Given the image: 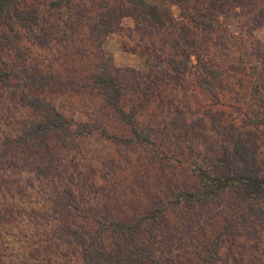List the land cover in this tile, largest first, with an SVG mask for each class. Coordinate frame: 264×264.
Segmentation results:
<instances>
[{
    "label": "rangeland",
    "instance_id": "374dc122",
    "mask_svg": "<svg viewBox=\"0 0 264 264\" xmlns=\"http://www.w3.org/2000/svg\"><path fill=\"white\" fill-rule=\"evenodd\" d=\"M251 1V8L247 5L243 11L242 22L251 21L256 15L259 20L251 31L248 28L241 34L247 29L245 25L235 30L244 37L240 56L248 65L257 59V54L264 55V0ZM209 3L212 15L204 18L216 22V6ZM235 3L238 0H228L221 7H233ZM165 5L172 9L176 21L182 19L176 0L161 1V6ZM77 6L84 9V5ZM256 11L259 12L254 14ZM219 19L225 21L223 16ZM170 29L159 36L153 27L125 16L110 31L103 27L93 31L95 37L90 42L93 47L78 42V48L74 46L75 50L67 53L65 48H71V37L66 38L68 46L62 45L58 52L67 53L74 60L65 59L60 66L53 41L41 46L37 39L31 41V33L26 31L22 41L9 49L3 38L11 33L4 26L0 28V67L2 71L12 69L11 74L17 76H0V264H114V255L107 257L108 253L102 260L89 259L86 250L101 244L108 251L119 247L126 253L132 252L131 257L144 260V264H183L181 246L190 239H198L205 250L214 241L215 251L220 253L215 264H264V196L259 199L248 196L243 186L226 184L220 197L201 202L183 198L175 206L177 214L165 212L172 230L171 240L167 236L160 240L165 226L150 230L151 224L143 219L145 214L134 208L145 202L152 209L165 191H176L179 186L187 191L198 189L197 180L188 176L192 169L190 158L177 160L175 169L170 162L175 161L171 151L178 146L179 157L185 152H195L200 145L197 140L200 131L213 132L210 123L213 112L221 114L226 125L236 124L257 139L256 168L258 176L264 177V126L249 121L254 118L246 116V109L240 114L232 106L238 104L235 97L242 98V104L247 105L251 97L250 84H243L235 70L227 72L238 51L228 52L231 60L219 66L223 73L216 66V94L208 88L193 92L189 84L178 86L173 80L175 75L170 77L174 72L169 62L176 35ZM56 33L52 35L55 41L60 37ZM86 37L82 34L79 40ZM99 42L101 45H97ZM251 42L260 45L252 49L253 57L249 55ZM99 47L104 51L101 56ZM109 55L114 73L121 79L126 77V85H133L125 106L136 112L145 126L153 125L150 140L153 148L142 146L135 139L126 142L131 133L129 126L106 104L101 90L89 85L91 74ZM191 64H198L195 55ZM158 66L163 70L157 71ZM130 69L148 75L147 80L159 88L160 95L155 96L157 88H148L143 77L134 78ZM42 74H48L50 79L47 85L38 86L33 81ZM167 77L171 82H165ZM32 95L52 101L73 123L75 136L66 135L62 128L45 135L46 111L32 105ZM198 116L201 121L195 120ZM43 124L44 129L40 130ZM164 143L172 150L164 149ZM99 204L109 217L125 209L123 212L130 216L127 220L130 229L120 230L111 223L113 219L105 222L108 226L88 220L86 212L95 210ZM153 235L157 240L148 243ZM164 241V248L174 247L175 258L166 259L167 255L160 254L159 245ZM166 242H170L168 246ZM137 250L139 254L133 257V251Z\"/></svg>",
    "mask_w": 264,
    "mask_h": 264
},
{
    "label": "trees",
    "instance_id": "16d2710c",
    "mask_svg": "<svg viewBox=\"0 0 264 264\" xmlns=\"http://www.w3.org/2000/svg\"><path fill=\"white\" fill-rule=\"evenodd\" d=\"M158 1L106 0L101 3L99 1L96 2V0H0V28L4 26L12 34H8V37L5 36L3 38L7 41L4 46L13 49L12 46H15L16 42L21 40L26 31H30L31 41L34 42L37 39L41 46L51 44L53 41L57 52L62 48V45L68 46L65 43L67 41L65 39L71 37V48L65 49H67V53L73 52L75 50L74 46L78 48V42H81L83 45L89 44V47H93L94 44L90 45L91 38L95 37L92 35L93 31H97L102 27L110 31L125 16H133L135 19L141 21L142 24L153 27L157 30L159 36L171 27L170 33H176L173 43L174 51L171 54L169 62L174 72H171L167 67L165 68L171 72L170 77L175 75L173 79L174 83L178 86H181V83L185 85L189 84V86L193 87V92H201V88H208L212 94H216L215 81L218 77L216 76L218 73L216 72V66L220 69L222 62L231 60L228 52L238 51L235 54V60L230 63L232 68L227 72L234 73L235 70L234 74L238 76L243 84H250L251 91L249 94L251 97L247 99L249 105L246 103L242 104V98L235 97L238 104H235L237 106L232 104V106L240 114L243 109H246V116L252 115V118H254L251 119L249 117V121L252 120L251 122L264 126V55L257 54V59H254V62H256L252 61V65L244 64L240 56V52L244 49L241 45L244 37L235 31L238 30L236 28L244 25L247 29H244L242 32L239 31L241 34L246 33L248 28L250 31L254 29V22L259 20L258 15L252 17L251 21L242 22L245 21L242 16L243 11H246L248 6L251 8L252 1L238 0V3L233 4V7L229 5L228 7H221V5L225 6L223 2H228V0H212L213 3H209L211 0H176L182 10V19L179 21L175 20L170 7L167 5L161 6V1L172 2L174 0ZM208 3L216 6L215 18H218L216 22H211V20L204 18L206 15H212ZM78 4L84 5V9L78 8ZM114 7L115 9H113ZM237 8H240V10ZM257 12L259 11H256L254 14ZM220 16H223L225 21L220 20ZM53 32H57L56 34L60 35L59 39L56 37L57 43L53 40ZM82 34H85L87 37L79 40ZM51 37L52 40H50ZM97 45H101V42ZM258 46L260 45H255L253 42L250 43V56L253 57L251 51L253 48L255 50ZM97 51L100 56L104 53L102 47H99ZM67 53L63 54V51H61L60 53L58 52L57 57L53 55L60 66L64 64L65 59L74 60L73 58H69ZM179 55H183L184 57L180 58ZM192 55L196 56L198 64H191ZM62 58H64L63 61H61ZM103 60L106 61L103 64L101 63L88 79L90 80L89 85L92 84V87L98 88L99 91L101 90L104 98L106 96V104L112 107L116 116L129 126L131 133L126 137V142L127 139L128 141L135 139L140 145L146 144V147L153 148L150 141L152 139L153 125L148 124L145 126L137 118L136 112L127 109L124 103H129L127 100H129L131 93H133V91H130L133 85H126V77L121 79L114 73L110 55L107 59ZM260 66L261 72H259ZM156 68H158L157 71L163 70L162 66ZM194 69L197 70L193 72ZM12 71V69L2 71L0 67V76L3 75L7 78L10 75V78H17L15 74H11ZM130 71L134 74V78H137V76L143 77V81L148 88H157L152 82L147 80L146 77L148 75L145 73H140L135 69H130ZM223 71L220 69L221 73ZM170 77H167L165 82H171ZM185 77L189 81L185 80ZM149 78L153 79L152 77ZM48 79H50L48 74H42L39 79L34 78L33 82L37 83L38 86H45L48 83ZM170 87L171 91L174 92L175 90L172 86ZM139 88L142 87L139 86ZM159 95V88H157L155 96ZM32 96V105L46 111L43 115L45 117L43 123H47L46 128L44 129L45 124L39 127L40 130L44 129L45 135L49 134V132H57L59 131L58 129L62 128L66 135L70 136L72 134V136H75V133L71 129L73 123L66 119L53 105L52 101L48 100L45 96ZM217 105L220 106V101L217 102ZM218 115L220 116L219 119ZM195 120L201 121L202 119L198 116ZM210 123L213 132L205 129L200 131L199 137H197V140H199L198 144L200 145L199 147H195V152L191 151L188 154L185 152L183 157H179L176 152L178 146L172 150L164 143V149L172 150L171 155L175 161L170 160V162H173L175 169L177 160L188 161L190 158L192 169L188 176L193 177L195 182L197 180L198 189L187 191L184 187L179 186L181 189L178 188L176 191H165L164 196H160L159 200L154 202V208L152 209L146 207L145 202H142V206L140 207H134H138L141 210V214H145L143 215V219L148 221V224H151L149 229L152 228L150 230L160 225V228L163 225L165 226L166 229H162V238L160 240H164L166 236L168 240H171L172 230L169 228L170 225L168 219H166L165 212L168 211L170 215L177 214L178 211L175 206L183 198L188 197L199 202L204 199L218 198L221 196V190L226 184L243 186L248 196H254L256 199L264 196V177L258 176L259 170L256 168L257 139L252 136V133H246L236 124L226 125L222 115L219 113L213 112ZM40 130H36L35 132L40 133ZM168 156L170 158L169 153ZM149 195L150 193L146 197ZM143 197L144 195H142ZM132 205L129 204V206ZM101 206L99 204L95 207V210L87 211L86 218L94 223L96 221L104 223L105 226H108V223L106 224L105 222L113 219L111 223L119 227L120 230L130 229V226L127 224L130 216L123 212L125 209L122 210L123 213L120 211L118 213L117 210L116 213L112 214L113 217L112 215L109 217L103 213L104 208H99ZM174 207L175 209H173ZM99 232L100 229L98 228L96 235ZM156 240V235H153L151 242L148 240V243H153ZM197 240H184V246H181L183 248L182 258L184 261L181 258L183 264H215L220 254L219 251H215L216 243L212 241V247L205 250L203 247H200L201 245ZM169 243L166 242V246ZM159 246L160 254L167 255L166 259L175 258V255H173L174 247H171L170 250L164 248L165 241L161 242ZM86 253L90 256L89 259L92 262L96 260L95 257L98 258L97 260L104 259L105 257L102 258V256L108 253L107 257L114 255V264H144V260H137L136 256L133 259L131 257L132 252L126 253L119 247L117 250L112 248V251H108L104 244L94 249H89V251L86 250ZM135 254H139V251L137 250V253L133 251V257ZM128 258L132 259L128 262L126 261Z\"/></svg>",
    "mask_w": 264,
    "mask_h": 264
}]
</instances>
